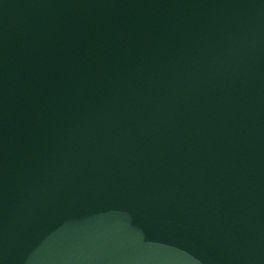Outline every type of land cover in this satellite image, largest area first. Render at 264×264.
<instances>
[{"label": "water", "instance_id": "water-1", "mask_svg": "<svg viewBox=\"0 0 264 264\" xmlns=\"http://www.w3.org/2000/svg\"><path fill=\"white\" fill-rule=\"evenodd\" d=\"M0 264H264V0H0Z\"/></svg>", "mask_w": 264, "mask_h": 264}]
</instances>
